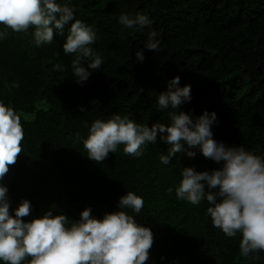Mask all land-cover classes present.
<instances>
[{
	"label": "trees",
	"instance_id": "obj_1",
	"mask_svg": "<svg viewBox=\"0 0 264 264\" xmlns=\"http://www.w3.org/2000/svg\"><path fill=\"white\" fill-rule=\"evenodd\" d=\"M56 2L67 4L95 31L90 47L102 64L78 83L72 68L77 54L62 48L68 25L63 36L53 26V41L37 46L33 28L14 32L0 24V32L7 33L0 39V102L21 117L24 131L22 153L0 181L8 189L10 213L27 199L32 208L25 221L49 209L79 220L86 207L102 218L119 211V198L132 191L143 198L144 208L140 214L123 210L154 236L146 264H264V251L241 256L242 234L227 237L213 227L206 198L194 205L176 197L183 167L210 172L223 162L193 148L194 157L181 151L163 164L161 154L171 145L159 133L155 144L142 146L140 156L125 154L120 145L97 163L83 147L96 119L120 115L149 128L170 124L173 110H158V96L179 76L180 87L191 86V100L178 113L195 120L214 111L216 141L264 157V0ZM122 14L148 16L160 50L147 49L148 29L124 27ZM137 50L143 51V62ZM88 62L82 58V66ZM13 82L19 87H10Z\"/></svg>",
	"mask_w": 264,
	"mask_h": 264
},
{
	"label": "clouds",
	"instance_id": "obj_2",
	"mask_svg": "<svg viewBox=\"0 0 264 264\" xmlns=\"http://www.w3.org/2000/svg\"><path fill=\"white\" fill-rule=\"evenodd\" d=\"M119 22L126 28L148 29L145 47L154 52L160 50L148 16L137 14L130 18L122 14ZM0 24L14 32L33 28L37 46L53 41V26L63 36L68 25L62 48L65 54H77L72 61L77 82L82 84L89 78V70L101 67V57L90 47L96 42L95 31L76 19L67 4L56 0H0ZM6 36V32H0V39ZM82 58L89 61L87 67L82 66ZM136 58L143 62L142 50H137ZM179 80V76L174 77L167 91L158 96V110H173L169 112L170 124L157 122L149 128L120 115L107 121L96 119L83 139V147L97 163L110 152L116 153L120 145L125 154L140 156L142 146L155 144L159 133L160 139L171 145L167 155L161 154L163 164H169L171 157L181 151L194 157L196 153L190 149L199 148L206 159L223 162L222 167L210 172L183 167L176 197L194 205L206 198V214L213 227L227 237L242 234L241 256L247 258L251 253L264 251V157L240 145L216 141L211 127L217 119L214 111H205L195 120L187 113H178L179 106L191 100V86L180 87ZM10 87L18 88L19 84L13 82ZM23 139L21 117L0 102V181L22 153ZM7 193V187L0 183V261L4 264H146L149 259L154 241L151 229L123 210L130 208L140 214L144 208L143 198L132 191L119 198V211L107 212L102 218L93 216L91 208L86 207L79 220H70L63 213L53 215L49 209L30 221L22 219L31 215L30 201L23 199L12 215Z\"/></svg>",
	"mask_w": 264,
	"mask_h": 264
}]
</instances>
